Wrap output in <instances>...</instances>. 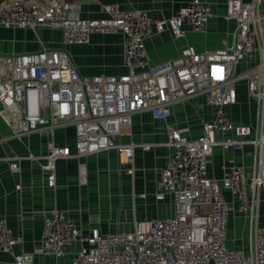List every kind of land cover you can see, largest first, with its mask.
Returning a JSON list of instances; mask_svg holds the SVG:
<instances>
[{
	"label": "built area",
	"instance_id": "built-area-1",
	"mask_svg": "<svg viewBox=\"0 0 264 264\" xmlns=\"http://www.w3.org/2000/svg\"><path fill=\"white\" fill-rule=\"evenodd\" d=\"M101 12L99 18H82L74 0H0V28L60 31L67 46L85 45L93 34L124 37L126 73L119 76H80L59 49L0 54V106L10 117L11 137L21 141L42 130L50 136L44 155H27L42 163L49 188L56 186L59 161L75 159L80 183L85 184L82 160L107 150L124 155L125 172L133 176L136 146L116 139L137 114L148 112L153 120L166 121L174 105L203 96L212 118L196 138L187 128L170 123L164 127L169 157L154 182V196L156 201L171 199L170 218L143 223L132 233L93 229L83 235L54 208L44 217L39 253L56 264L66 257L69 264H264V226L255 225L248 251L227 246L231 209L222 193L231 191L238 212H249L257 221L254 207L264 191V0H226L223 20L234 28L223 48H188L156 65L151 64L145 39L165 32L179 39L183 27L205 35L214 16L207 2L191 0L162 19L116 3L103 5ZM238 84L253 104L254 122L236 123L228 117L227 111L237 104ZM67 126L74 129L73 146H59L54 131ZM215 147L238 152L251 147L250 172L234 167L221 181L210 177L207 166ZM11 170L19 172L16 164ZM20 243L7 220L0 218V252L13 255L14 264H33V254L14 253ZM74 245L78 249L72 252Z\"/></svg>",
	"mask_w": 264,
	"mask_h": 264
},
{
	"label": "crops",
	"instance_id": "crops-1",
	"mask_svg": "<svg viewBox=\"0 0 264 264\" xmlns=\"http://www.w3.org/2000/svg\"><path fill=\"white\" fill-rule=\"evenodd\" d=\"M82 18H99L101 7L116 3L124 10L139 9L155 19L169 18L191 0H74ZM211 7L213 17L207 23L205 35L195 34L183 27V37L174 39L165 32L150 35L144 44L151 64L156 65L173 59L188 48L202 50L221 49L230 43L234 25L223 20L226 0H203ZM248 1V0H244ZM124 37L121 34H93L85 45L67 46L62 42L60 31L45 28L7 29L0 28V54L38 52L41 49H59L67 53L80 76H119L126 73L122 62ZM237 104L227 111L228 117L236 122L248 124L254 112L249 104L243 84H238ZM212 110L206 106L203 96L178 103L171 108L167 120L155 121L150 113L132 117L130 126H123L116 139L118 143H133L134 174H126L128 165L124 155L107 150L86 157V182L79 180V165L75 159L61 160L56 165V186H47L46 172L41 162L28 160L29 153L44 155L50 136L46 131L29 134L21 141L11 137L10 117L0 106V218H5L14 238L21 241L14 253L33 254V264H56L49 255L40 254L43 221L46 212L58 209L74 222L83 235L97 229L101 233H132L136 227L153 220L168 219L173 214L169 197L156 201L154 182L169 157L163 146L166 141V123L187 128L188 135L196 138L201 134L203 123L211 120ZM59 146H73L72 126L58 127L54 131ZM219 139V137H217ZM144 146H147L145 148ZM253 163L251 147L243 151H225L215 147L208 160V174L221 181L234 167L247 172ZM16 164L19 172H13ZM20 189L16 190V186ZM223 197L231 209L227 216L226 243L230 248L249 250L255 225L264 226V191H261L257 206V221L249 212H238L234 194L222 189ZM144 195V197H140ZM78 245L72 247V252ZM61 264H69V257ZM0 264H14L13 255L0 252Z\"/></svg>",
	"mask_w": 264,
	"mask_h": 264
},
{
	"label": "rangeland",
	"instance_id": "rangeland-1",
	"mask_svg": "<svg viewBox=\"0 0 264 264\" xmlns=\"http://www.w3.org/2000/svg\"><path fill=\"white\" fill-rule=\"evenodd\" d=\"M242 68H243V67L240 65V66L238 67V70L241 71ZM250 122H254V120H253V116H252V119L250 120Z\"/></svg>",
	"mask_w": 264,
	"mask_h": 264
}]
</instances>
